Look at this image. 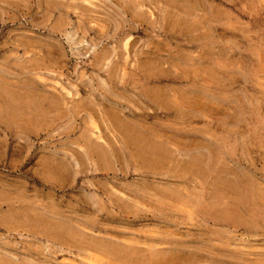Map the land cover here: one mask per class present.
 I'll return each mask as SVG.
<instances>
[{
	"label": "rangeland",
	"instance_id": "obj_1",
	"mask_svg": "<svg viewBox=\"0 0 264 264\" xmlns=\"http://www.w3.org/2000/svg\"><path fill=\"white\" fill-rule=\"evenodd\" d=\"M0 264H264V0H0Z\"/></svg>",
	"mask_w": 264,
	"mask_h": 264
},
{
	"label": "crops",
	"instance_id": "obj_2",
	"mask_svg": "<svg viewBox=\"0 0 264 264\" xmlns=\"http://www.w3.org/2000/svg\"><path fill=\"white\" fill-rule=\"evenodd\" d=\"M44 162H55V163H58L59 165L63 166L66 169L64 174L62 176H60V177H62L61 180L64 179L65 182H63L61 180L57 181L55 178H48V177H46L44 175V173L41 170L40 172L43 175V181L46 184H49V185H52V186H57V187H67V186H70L76 180L78 173H76L77 171H76L74 165H72L70 163H65V164L64 163H60V161L54 160V159H47Z\"/></svg>",
	"mask_w": 264,
	"mask_h": 264
},
{
	"label": "bare ground",
	"instance_id": "obj_3",
	"mask_svg": "<svg viewBox=\"0 0 264 264\" xmlns=\"http://www.w3.org/2000/svg\"><path fill=\"white\" fill-rule=\"evenodd\" d=\"M49 5V4H48ZM49 7V6H48ZM5 102V101H4ZM32 108V107H31ZM6 109V108H5ZM8 110H9V108H8ZM3 113V112H2ZM7 115V114H6ZM9 118V117H8ZM101 157V156H100ZM101 159V158H100ZM39 219V218H38ZM12 222V221H11ZM46 228V227H45ZM52 235V234H51ZM54 237V236H53ZM54 239V238H53Z\"/></svg>",
	"mask_w": 264,
	"mask_h": 264
}]
</instances>
